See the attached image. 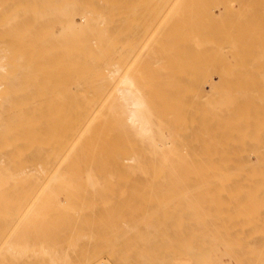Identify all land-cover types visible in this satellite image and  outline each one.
I'll use <instances>...</instances> for the list:
<instances>
[{
	"label": "bare ground",
	"instance_id": "1",
	"mask_svg": "<svg viewBox=\"0 0 264 264\" xmlns=\"http://www.w3.org/2000/svg\"><path fill=\"white\" fill-rule=\"evenodd\" d=\"M159 243L264 264V0H0V264Z\"/></svg>",
	"mask_w": 264,
	"mask_h": 264
},
{
	"label": "rangeland",
	"instance_id": "2",
	"mask_svg": "<svg viewBox=\"0 0 264 264\" xmlns=\"http://www.w3.org/2000/svg\"><path fill=\"white\" fill-rule=\"evenodd\" d=\"M207 189H208V188H202V189H200V190H198V189H197V190L199 191V193H202V192L206 193ZM155 190H156V189H155ZM158 190L161 191L160 189H157V191H158ZM163 190H164V189H162V191H163ZM166 190H167V189H165L164 191H166ZM205 190H206V191H205ZM208 190H209V189H208ZM218 190H219V189H210L209 192H210V191H211V192H214V191H215V192H225V191H223L224 189L219 190V191H218ZM226 190H227V189H226ZM164 191H163V192H164ZM194 191H196V190H194ZM198 191H197V192H198ZM201 191H202V192H201ZM227 191H229V189H228ZM234 191H235V190H234ZM207 192H208V191H207ZM207 197H208V196H207ZM209 197H210V196H209ZM209 197H208V198H209ZM202 198L204 199V198H206V196H202L200 199H202ZM198 199H199V198H198ZM210 199H211V197H210ZM210 199H207V198H206L205 200H206L208 203H210V204H212V202H213V203H216V202H214L215 198H212V200H210ZM159 202H160V201H159ZM159 202L156 201V202H155L156 204L154 205V203H153V206H152V204H151V205L149 204V206H151L153 209L149 208L148 206H146V207H148L149 209H151V210H153V211H156V212H157V211L159 212V210H160V212L163 213V211L161 210V207H163L162 209L166 208V207H165L166 204H165V205L163 204V206H162V203H159ZM208 203H207V204H208ZM167 205H169V204L167 203ZM170 206H171V208H173V207H174V209L176 208L174 205H170ZM170 206H168V207L170 208ZM156 207H157V209H156ZM187 208H188V207H186V208L184 207V208H180V209L184 210L183 212H185V211L188 210ZM155 209H156V210H155ZM158 209H159V210H158ZM164 210L167 211L168 208H166V209H164ZM170 210H171V212H173L172 209H169V212H170ZM188 211H189V210H188ZM174 212H175V211H174ZM181 212H182V211H181ZM183 212H182V213H183ZM161 221H163V220H161ZM161 221H159V222L162 223ZM158 224H159V223H158ZM141 239H142L144 242H146V244L148 243V238H145V237H144V238H141ZM162 243H164V246H165V247H166V246H167V247H168V246L170 247L169 242H167V241L164 240V242H162ZM162 243H161V245H160V243H159L158 245H156V246L154 247L155 250H153V252L156 251L157 249H159V250H157V252L160 251V252H161V255H162V254H163L164 256H167V255H168V257H169V255H170V253H171V255H172V252H173V251H177L178 253H180L179 251H181V250H178V249H179V247L181 248V246L184 245V244H182V243H179L180 246H175V250L170 249L172 252H171V251L169 252V251L167 250V249H169V248H161V247H160V246L164 247V246L162 245ZM167 243H168V244H167ZM156 244H157V243H156ZM166 244H167V245H166ZM159 245H160V246H159ZM157 246H159V248H158ZM185 247H186V246H185ZM170 248H171V247H170ZM160 249H161V250H162V249H165L167 253H162V251H161ZM165 250H164V251H165ZM147 251H149V250H147ZM147 251H145L144 249H143V251H142V249H141L139 252L137 251V252H136L137 254H134L135 257H136V260H137L138 262L142 263V264H145V262H147V261H149V264H151V262H153V261H154V264H165V263L167 264V262L164 261V260H167V261H168V259H169L170 257H172L171 255H170L169 258H168V257L161 256V257H164V258H163L164 260L162 261L161 257L158 256V254H159L160 252H158V254H157L156 252H154V253L152 252V253H153V254H152V253L147 252ZM164 251H163V252H164ZM181 252H182V251H181ZM155 253H156V257H157V258H156L155 260H153V258H155ZM165 254H166V255H165ZM125 255H127V254H125ZM159 255H160V254H159ZM178 255H179V254H175V255H174L175 258L172 257V258H171L172 261L170 260L171 263H170V261H168V263H169V264H175V263H176V264H177V263H179V264H190V263L192 262L191 259H188V260H185V261L179 260V259H178V258H179ZM131 256L133 257V254H131ZM152 256H153V258H151ZM176 257H177V258H176ZM126 258H127V257H126ZM165 258H166V259H165ZM157 259H158V261H157ZM173 259H174V262H175V263L173 262ZM159 260H160V261H159ZM197 261H198V260H197ZM194 262H195V261H194ZM199 262H200V261H199ZM197 263H198V262H196V264H197ZM192 264H194V263H192ZM201 264H202V263H201ZM232 264H233V263H232Z\"/></svg>",
	"mask_w": 264,
	"mask_h": 264
}]
</instances>
